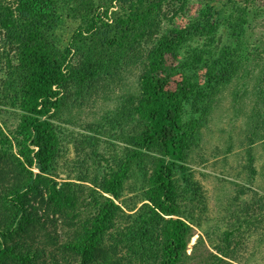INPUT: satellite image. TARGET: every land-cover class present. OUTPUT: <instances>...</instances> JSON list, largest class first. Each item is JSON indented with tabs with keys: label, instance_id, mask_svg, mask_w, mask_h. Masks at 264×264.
Wrapping results in <instances>:
<instances>
[{
	"label": "trees",
	"instance_id": "1",
	"mask_svg": "<svg viewBox=\"0 0 264 264\" xmlns=\"http://www.w3.org/2000/svg\"><path fill=\"white\" fill-rule=\"evenodd\" d=\"M259 6L0 0V264H234L264 239V195L247 185L251 200L235 195L225 228L205 231L211 249L200 234L187 253L208 209L191 164L223 88L261 58Z\"/></svg>",
	"mask_w": 264,
	"mask_h": 264
},
{
	"label": "rangeland",
	"instance_id": "2",
	"mask_svg": "<svg viewBox=\"0 0 264 264\" xmlns=\"http://www.w3.org/2000/svg\"><path fill=\"white\" fill-rule=\"evenodd\" d=\"M256 5H264V0H255ZM193 4L191 11L195 9ZM253 22H250L249 38L250 42L264 41V28L261 22L264 18V11H260ZM185 18L178 21L184 24ZM261 58L252 61L248 66L247 75L243 78L233 79L227 84L215 104L212 120L203 129L201 148L196 150L199 154L194 157L199 160L203 156L205 161L192 163L195 177L201 182L207 196L206 219L203 220L201 227L194 228L191 236L187 253L191 252L193 244L200 234L203 235L206 246L200 245L198 252L201 253L204 247L209 246V240L205 231L214 230L217 234L225 228L228 210L238 195L237 202L244 204L252 198V192L245 188L243 193H238L242 187L247 185L257 193L264 195V143L257 140L254 144V166L257 173L248 181V172L243 167L245 160L244 141L246 135L245 120L254 104L260 109L261 117L264 119V51L260 54ZM136 71L129 74L127 84L132 87ZM260 90L261 94L257 96ZM256 94V95H255ZM236 95V98L235 96ZM230 146V150H226ZM229 205V206H228ZM254 232V231H253ZM244 247L241 250L240 261L234 264H264V239L259 238L258 232L247 237ZM211 249V248H210Z\"/></svg>",
	"mask_w": 264,
	"mask_h": 264
}]
</instances>
